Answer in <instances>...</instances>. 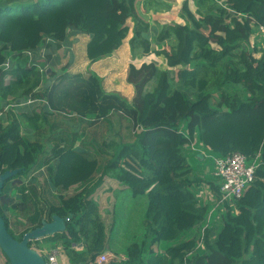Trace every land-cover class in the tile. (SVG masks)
I'll list each match as a JSON object with an SVG mask.
<instances>
[{"label":"trees","instance_id":"1","mask_svg":"<svg viewBox=\"0 0 264 264\" xmlns=\"http://www.w3.org/2000/svg\"><path fill=\"white\" fill-rule=\"evenodd\" d=\"M194 2L196 15L187 13L183 24L152 26L145 13L157 0H0V173L18 170L3 184L0 216L15 240L53 215L71 216L63 232L28 246H58L70 264L107 251L106 224L91 196L111 176L145 196L147 207L141 240L110 264H264V42L257 36L250 46L254 29L264 25V0ZM129 31L133 57L154 53L165 61L164 69L129 65L131 101L105 92L95 72L67 73L71 61L59 76L51 69L54 82L43 80L36 64L42 45L68 50L71 35H87L92 64L118 49ZM51 59L47 53L45 63ZM26 99L38 100V110L20 106ZM55 115L90 128L116 115L117 135L87 141L84 131L49 123ZM43 124L50 146L27 136ZM233 152L248 161L257 156L254 181L239 199L217 204L221 222L209 226V205L198 191L206 184L219 198L210 163Z\"/></svg>","mask_w":264,"mask_h":264},{"label":"rangeland","instance_id":"2","mask_svg":"<svg viewBox=\"0 0 264 264\" xmlns=\"http://www.w3.org/2000/svg\"><path fill=\"white\" fill-rule=\"evenodd\" d=\"M253 34L254 35L250 37V41L253 40L254 42V36L259 35V34L257 30H254ZM70 37H71L70 39H77L78 41V43L75 45V48L73 50L71 49V47H69L68 50H65L64 48H60L56 50L54 49L47 50L43 45L40 49L37 50L36 57L38 59L36 60V64L38 65V67L41 68L43 80L47 82L49 81L54 82L56 80V76H59L58 74L62 73L63 67H65L69 61H72V58L78 61L76 65L77 67L76 69H79V70L81 69L82 67L81 62L83 61L82 41H81L82 39L75 38L72 35ZM259 38L260 40H262L261 36ZM85 46L83 49L84 56L86 55ZM47 53H51L52 59L50 62L45 63V55ZM31 57L33 58L34 55ZM161 59L163 58H160L158 60V63H159L158 66L164 69V67L161 65L162 64ZM69 63L71 65V62ZM69 66L67 68V73H72L70 72ZM51 69H53V71L57 73L55 77L54 76L49 77V74L51 73ZM173 71H174V75L176 76L178 70L174 69ZM87 72L85 71V68H83L80 74L85 75ZM114 73L116 75L112 79L113 83L118 84L119 79L122 78L121 71L115 70ZM59 79L60 78L58 77V80ZM150 85L152 86L153 84H150ZM28 105H32L37 110L40 107L38 100L26 99V100L21 101L20 106L26 107ZM9 109H10V106H5L4 112L9 111ZM28 109H31V107H29ZM115 117L116 115L113 116L112 118H108L105 123L97 124L94 128L88 127L85 123L77 122L74 117H68V116H63V115H55L53 118H49L48 121L49 123L54 122L55 127L58 129H62L63 131H71V130L76 131V132L84 131V134H85L84 140L90 141L91 139H93V141L100 144L103 141V138H106L107 140L109 139L110 136L117 135L116 130L118 129V124L115 121ZM20 121L24 122L22 119H20ZM121 123L122 125H124L125 122L121 121ZM111 124H112V127L110 128ZM123 132L122 130H120V133L122 135H123ZM22 133L23 134L26 133L24 126H22ZM125 134H127V132ZM48 135H49V132L45 124H43V129L39 130L38 132L27 133V136L30 140L39 141L44 144H47L48 142L50 146L49 138L47 139ZM122 135L121 137H125L124 140H128L127 138L129 136H122ZM130 140H132L131 136H130ZM49 146H47V148H49ZM183 153L185 156H187V154L190 153L189 148L184 147ZM215 159L216 157H214L213 161L211 160V163H210L211 172L209 171L208 172L211 175L214 170ZM248 163L249 161H246V164ZM108 177L112 180H108V182H106L103 185V189H101L102 187L101 188L99 187L92 194L91 198L97 202L102 219L104 220L106 224L105 249L107 251L105 252L110 253V254L117 253L118 255H122L123 253H125V248L128 247L132 242L141 240L145 232L143 221H144V217L146 213L147 199L143 195L134 196L131 193V191L127 189L126 186H124L123 184H120V182H118L116 179L112 178L111 176H108ZM103 181H105V178ZM201 186L202 187L200 188V191H198L197 196L203 202L208 203L209 211H208L207 216H209L210 214V217H209L210 222L208 225L212 226L215 222L219 221V217L222 213V206L217 205L218 200L213 196L212 190L209 189L208 185L202 184ZM74 190H75L74 187L71 188L68 194L74 193ZM206 225L207 224L205 223L204 226ZM194 231L197 237L199 233V226L194 228ZM176 243L177 241L176 242L175 241L174 242H164L162 244L164 246H171ZM158 247L161 250V247H162L161 245L157 244L153 246V248L159 252ZM73 248L76 250H80L81 246H73ZM198 248H201V245H198ZM4 262H5V258L2 254H0V264H3Z\"/></svg>","mask_w":264,"mask_h":264},{"label":"crops","instance_id":"3","mask_svg":"<svg viewBox=\"0 0 264 264\" xmlns=\"http://www.w3.org/2000/svg\"><path fill=\"white\" fill-rule=\"evenodd\" d=\"M156 1V0H155ZM160 4L158 7H150L148 11L145 13L150 25L152 26H160L165 24H183L184 17H186L187 13H191L196 15L197 6L194 0H157ZM185 4V5H184ZM142 6L139 5L138 9H141ZM131 24V23H130ZM257 30V29H254ZM255 34V33H254ZM252 34V35H254ZM75 38H81L82 40V58L81 69H76V65L78 61L72 58L71 65L69 66L70 72L72 73H81L82 69L85 68L87 72L92 71L95 72L100 78H102V87L105 92H117L121 96L125 97L128 101H131L130 98L133 97V88L130 84L126 82V74L129 65H134L136 68H139L142 64H149L154 62L157 64L158 60L161 57L156 56L154 53L145 56H135L133 57L130 51V47L128 44V40L131 37V32L127 38L123 41L122 45L116 49L109 57L103 58L95 63L88 64V60L86 55L84 56L83 49L85 44L88 42L89 38L87 35H72ZM258 35L254 36V41L257 39ZM71 38V37H70ZM71 41V49L75 48V45L78 43L77 39H70ZM259 47V42H258ZM86 47V46H85ZM160 47L155 45V49L158 50ZM72 54V53H71ZM261 54L256 53L254 55L255 58H258ZM161 65L165 68V61L161 59ZM121 71L122 78L119 79V83H113V78L116 75L114 71ZM208 170V168H205ZM110 179L108 176L105 177V181L100 186L103 189V185L108 182ZM160 249V248H159ZM67 257V256H66Z\"/></svg>","mask_w":264,"mask_h":264},{"label":"built area","instance_id":"4","mask_svg":"<svg viewBox=\"0 0 264 264\" xmlns=\"http://www.w3.org/2000/svg\"><path fill=\"white\" fill-rule=\"evenodd\" d=\"M256 29L264 42V25H257ZM253 44L254 42L251 40V47H253ZM246 161H248V158L239 152H233L225 157L215 159L214 176L220 181V196L217 199V204L232 203V201L239 199L254 181L257 156L248 164H246ZM31 248L44 258L45 264H70L65 253L58 246L48 249ZM123 259L124 256L122 255L103 252L89 262L78 264H110L120 262Z\"/></svg>","mask_w":264,"mask_h":264},{"label":"water","instance_id":"5","mask_svg":"<svg viewBox=\"0 0 264 264\" xmlns=\"http://www.w3.org/2000/svg\"><path fill=\"white\" fill-rule=\"evenodd\" d=\"M17 172L18 170H7L0 173V193L4 182ZM70 218L71 216L63 218L53 215L50 221L43 220L41 226L25 233L21 241H17L8 233L0 216V249L10 264H45L44 258L29 247L28 243L63 232Z\"/></svg>","mask_w":264,"mask_h":264}]
</instances>
